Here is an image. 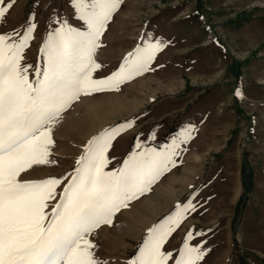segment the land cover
Masks as SVG:
<instances>
[{"label":"rangeland","instance_id":"obj_1","mask_svg":"<svg viewBox=\"0 0 264 264\" xmlns=\"http://www.w3.org/2000/svg\"><path fill=\"white\" fill-rule=\"evenodd\" d=\"M53 9L82 26L69 0H14L0 18V31H11L36 13L35 39L25 51L33 66L42 62L39 49L56 18ZM145 33L166 44L151 70L118 92L73 102L52 130L55 163L20 179L68 175L92 137L127 121L134 124L113 140L106 171L121 165L137 140L159 150L192 125L176 166L117 212L111 226L94 231L90 239L98 255L110 264H128L149 228L178 203L191 202L195 211L166 249H178L191 231V243L207 249L201 264H264V0H122L100 38L95 59L102 68L93 77L117 70ZM238 88L242 98L235 95Z\"/></svg>","mask_w":264,"mask_h":264},{"label":"snow or ice","instance_id":"obj_2","mask_svg":"<svg viewBox=\"0 0 264 264\" xmlns=\"http://www.w3.org/2000/svg\"><path fill=\"white\" fill-rule=\"evenodd\" d=\"M122 0H69L82 26L74 27L54 9L39 49L41 63L33 66L25 51L35 39L36 13L25 26L0 31V264H110L98 255L90 237L133 200L150 192L162 176L176 166L177 157L192 138L194 126L181 128L159 150L141 144L106 171L113 140L134 121L106 128L92 137L66 176L22 180L23 173L52 160L56 122L81 96L120 91V85L151 70L165 42L145 33L118 69L103 78L95 59L100 38ZM0 0V18L13 7ZM242 98V89L235 92ZM153 138H155L153 136ZM63 185L61 191L57 189ZM58 197V200H57ZM56 200L50 205V201ZM191 202L178 203L147 235L128 264H201L207 249L192 244L189 231L178 249L169 241L187 216ZM196 235H203L197 233Z\"/></svg>","mask_w":264,"mask_h":264}]
</instances>
